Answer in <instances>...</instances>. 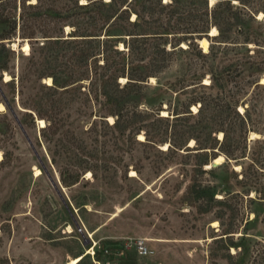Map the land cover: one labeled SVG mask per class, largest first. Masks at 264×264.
I'll return each mask as SVG.
<instances>
[{
  "label": "rangeland",
  "instance_id": "obj_1",
  "mask_svg": "<svg viewBox=\"0 0 264 264\" xmlns=\"http://www.w3.org/2000/svg\"><path fill=\"white\" fill-rule=\"evenodd\" d=\"M255 19L251 29L264 33V14L258 12ZM202 39L207 45L201 48L208 51L213 43ZM246 45L226 44L208 61L227 79L222 94L237 101L241 112L247 110L254 130L248 134L247 158L234 162L221 155L223 160L213 173L197 171L198 178L216 185L217 198L227 192L226 203H212L207 213H197L181 197L192 172L193 153L162 147L180 137L186 122L195 125L201 140L202 129L195 117L187 121L172 115L158 117L164 116L161 111L149 116L143 121L147 130L167 141L151 145L143 141V131L135 142L127 133L121 135L106 126L112 118L91 117V106L63 101L55 106V114L49 113L58 127L51 133L41 131L45 123L40 126L37 118L31 126L20 123L23 108L15 95V116L9 112L14 135L6 140L15 149L11 162L0 169V264H67L80 255L77 264H264V247L260 258L252 262V245L259 241L264 246V46ZM12 46L17 49V42ZM21 52L27 54L29 49L21 46ZM21 62L17 56L16 71ZM179 72L174 61L160 69L158 79L145 81L140 109L155 112L161 106L167 114V109L180 108L192 96L216 93V89L170 84ZM6 75L4 80L9 79ZM41 82L48 84L45 78ZM203 82H209L208 74ZM41 94L50 99L57 96L41 91L36 83L25 88L28 100ZM4 109L2 104L0 110ZM193 145L190 139L187 146ZM251 157L263 165L255 161L244 169ZM60 173L67 181H76L65 185ZM239 224L244 225L243 244L248 249L230 247L232 257L227 260L223 256L226 243L238 242L242 233L230 237L222 233ZM137 239H143L153 253L139 255L132 245ZM90 249L92 253L87 252Z\"/></svg>",
  "mask_w": 264,
  "mask_h": 264
},
{
  "label": "trees",
  "instance_id": "obj_2",
  "mask_svg": "<svg viewBox=\"0 0 264 264\" xmlns=\"http://www.w3.org/2000/svg\"><path fill=\"white\" fill-rule=\"evenodd\" d=\"M258 12L264 14V0H215L211 5L209 0H0V104L5 107L0 110V169L11 162L15 149L13 142L10 146L6 142L14 135L9 112L15 116V95L23 108L20 123L31 126L35 118L42 119L41 131L56 133L57 124L49 119V113L55 114V106H62L63 101L78 100L83 107H92L91 117L112 118L105 123L113 132L127 133L137 142L143 131L146 143L167 142L150 134L143 123L163 108L142 111L141 90L149 78L158 79L161 68L177 61L180 72L170 84L216 89V93L192 96L180 108L167 109V115L158 116L184 117L186 121L195 117L202 129L199 140L195 125L184 123L180 137L169 140L165 151L193 153L192 172L181 196L188 206L197 213H207L212 203L224 205L227 192L217 198L216 185L198 178L197 171L213 173L218 166L204 167L218 155L234 162L247 158L248 134L254 124L246 109L241 112L237 101L222 94L227 79L208 61L232 42L264 46L263 31L251 29ZM212 28L216 33L208 36ZM203 37L213 43L208 51L199 46ZM15 42L17 49L12 46ZM23 43L28 44L27 54L21 52ZM17 56L22 58L18 71ZM4 74L9 79L4 80ZM207 74L209 82L204 83ZM43 78H50L51 83H42ZM32 83L57 96L50 99L41 94L28 100L25 88ZM66 93L70 96L65 97ZM193 105L195 112L190 109ZM190 139L192 147L187 146ZM255 161L263 165L251 157L243 168H250ZM60 178L65 185L76 181H67L61 173ZM216 217L221 219L222 215ZM237 232L242 233L239 241L226 243L223 256L227 260L232 257L230 247L248 249L243 244V224L224 229L222 234L230 237ZM263 247L259 241L252 245V262L260 258Z\"/></svg>",
  "mask_w": 264,
  "mask_h": 264
},
{
  "label": "bare ground",
  "instance_id": "obj_3",
  "mask_svg": "<svg viewBox=\"0 0 264 264\" xmlns=\"http://www.w3.org/2000/svg\"><path fill=\"white\" fill-rule=\"evenodd\" d=\"M210 1H211V0H210ZM215 32H216V29H215V28H212V29L210 30L209 33H210V34H215ZM200 45H201L204 49H206L207 42L205 41V39H200ZM27 48H28V44H26V43L24 44V43H23V45H22V49L25 50V49H27ZM204 49H203V50H204ZM26 52H27V51H26ZM6 76H8V75H6ZM150 79L153 80L152 77H151ZM45 82L48 83V84H50V83H51V79H50V78H46V79H45ZM193 107L196 109V106L193 105ZM0 108H2V104H0ZM194 108H193V109H194ZM161 115H164V116L167 115V114H166V111H165V110H162V111H161ZM37 121H38V123L40 124V126H42V125L44 124V121H43L42 119H38ZM251 134H252V133H251ZM141 136H142V135L139 134V135H138V138L141 139ZM191 142H192V141H191ZM167 146H168V145H167ZM162 147H163V148H166V144L163 145ZM0 158H1V157H0ZM221 159H222V156H221V155H218L217 157H215V158L213 159V161H214L215 163H218ZM222 160H223V159H222ZM206 166H210V165H206ZM238 167H239V166H238ZM238 167H236V168H238ZM236 168H235V169H236ZM39 172H40V171H39L38 169H36L35 174L37 175V174H39ZM88 174H89V173H88ZM131 175H135V171L131 170ZM213 221H214V220H213ZM213 223H216V221H214ZM70 230H71V229H70ZM92 251H93V249L87 250L88 253H92ZM80 258H81V255H80V256L73 257V258L70 259V261L67 262V264H76V263L80 260Z\"/></svg>",
  "mask_w": 264,
  "mask_h": 264
},
{
  "label": "built area",
  "instance_id": "obj_4",
  "mask_svg": "<svg viewBox=\"0 0 264 264\" xmlns=\"http://www.w3.org/2000/svg\"><path fill=\"white\" fill-rule=\"evenodd\" d=\"M133 247L139 255L147 256L153 253V250L149 249L143 239H137L133 242Z\"/></svg>",
  "mask_w": 264,
  "mask_h": 264
},
{
  "label": "water",
  "instance_id": "obj_5",
  "mask_svg": "<svg viewBox=\"0 0 264 264\" xmlns=\"http://www.w3.org/2000/svg\"><path fill=\"white\" fill-rule=\"evenodd\" d=\"M198 43H200V39L198 40ZM216 165H218V163H215L214 161H212L211 164H210V166H208V167H214Z\"/></svg>",
  "mask_w": 264,
  "mask_h": 264
}]
</instances>
